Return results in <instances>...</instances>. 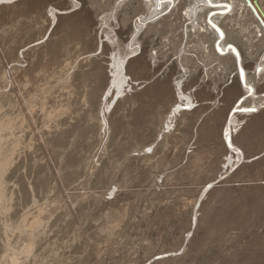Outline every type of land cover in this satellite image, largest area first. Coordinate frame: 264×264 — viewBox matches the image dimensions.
Masks as SVG:
<instances>
[{
	"label": "bare ground",
	"instance_id": "1",
	"mask_svg": "<svg viewBox=\"0 0 264 264\" xmlns=\"http://www.w3.org/2000/svg\"><path fill=\"white\" fill-rule=\"evenodd\" d=\"M12 1L0 2V9L3 5H11ZM117 1L108 0L107 7L113 5V11L108 8L102 11V16L96 14L94 17L86 11L89 15L85 19L90 23L92 30L88 31H91L92 36L87 39L85 33L86 41L82 43L70 42L73 37L81 34L83 25L77 14L72 11L67 14L77 6L74 0H42L40 6L39 2H30L34 6L38 4L40 14L35 22L26 18L28 23H25L24 28L27 32L28 27L32 28L35 23L37 25L34 26V35L25 31V39L21 38L22 35L20 37L25 43L21 42L19 48L28 45L24 48L26 51L13 50L9 43L3 46L6 40L15 41L17 36L9 33L12 29L9 31L5 28L2 32L0 29V46L5 47L1 51L5 62L0 61V264H66L68 251L72 252L71 245L76 246V241L80 242L81 250L87 252L86 259L90 253L95 263L104 257L101 256L104 251L106 255L113 250L122 256H129L133 252L140 254L137 245L142 241L136 243L135 237L144 235L148 239L146 236L159 233L170 237L178 231L188 230V219L194 217L195 207L204 194L206 211L202 210L197 218L195 236L191 238L194 240L188 243L190 249L187 251L190 253L185 250L187 246L181 248V253L184 257L185 253L190 254L186 255L187 258L195 253L199 255L203 252V255L207 250L211 253L209 248L214 250L211 246L216 238L219 243H214L215 248L221 254L220 249L225 245L227 236L234 233L233 227L242 228L241 225L246 222L249 208L252 210L249 203L255 199L264 200V179L256 175L257 167L264 164V158L261 160L260 156V162H254L258 154L253 153L260 145L257 141H251L254 144L249 142L250 136L256 134L250 135L251 132L260 133L264 128V109H261V105H264V86L263 83L258 85L257 80V77H264V28L246 2L218 0L230 3L233 8L229 16L212 17L213 22L224 32V39L221 40L207 23L210 13H207L209 9L206 0H175L174 5L163 6L159 0H123L115 6ZM27 2L21 0L18 4H12L9 10L16 13L18 5L23 3L27 6ZM249 2L264 24V0ZM90 4L87 1V5ZM179 7L181 15L175 13ZM171 8L168 17L155 21L157 24L152 23ZM64 11H67V16L61 15ZM227 18L230 23L238 19L240 27L250 34L248 44L240 43L235 36L231 38L242 47H248L242 52L231 44L239 52V62L228 50L230 43H226L230 30L224 29L221 21ZM111 21L116 23V27L114 23V28L109 27ZM165 21L168 23L165 26L166 32L158 33L164 28L158 27L151 36V28ZM152 24L155 25L150 27ZM102 25L108 30L102 28ZM88 26L84 32H87ZM181 28L182 33H177ZM191 30L196 38L206 43H201L196 51L186 52L185 44L181 49V41ZM63 31L67 32L59 37ZM204 31L205 34L201 35ZM257 33H261L260 38H255ZM29 36L36 37L33 45L26 43L32 40ZM191 52L200 64L195 58L187 56ZM24 55L29 57L28 61ZM174 56L176 58L172 60ZM241 66L245 69L244 82L239 79ZM209 68L213 69L208 71ZM230 79L231 83L224 86ZM245 83L253 89L252 94L244 87ZM219 94L221 98L217 100ZM107 97L112 100L107 101ZM241 99L243 104L238 105ZM237 107L255 108L256 111L255 114L245 113L236 111ZM226 134L231 137L232 147L228 145ZM147 147H152L151 153L146 151ZM260 174L264 176V172ZM222 176L225 178L221 181L219 178ZM77 179H81L78 181L83 186L98 185L103 187L101 191L105 188L108 192L104 194L102 191L99 192L102 195L96 196L91 193L87 197L83 194L87 199H81L83 196L80 193L79 199H74L76 194L73 189ZM217 180L219 186L214 188ZM74 181L76 185L73 187ZM208 184L212 187L205 191ZM113 189L119 193L116 209L109 208L110 201H106L107 197L112 196L113 193L111 196L108 194ZM246 190L250 193L252 190L250 197L248 193L247 197L239 196L246 194ZM75 203H78V209H73ZM253 204L257 207L254 205L252 212L263 217L264 204L261 202L257 205L256 201ZM83 208L87 210L82 211ZM81 211L83 213L79 214ZM53 216L59 217L57 222L61 225L55 223V227L51 228L49 222ZM258 221L262 223L260 219ZM248 227L250 230L251 226ZM66 233H71L69 235L75 241L74 244L68 243V247L72 248L67 250L65 246L60 251V234ZM129 233L135 236L132 240L137 245L130 240ZM251 235L244 247L248 245L246 249L251 250L255 246L257 251L249 250V253L243 247L245 251L237 250L233 247L235 242L228 239L233 245L228 247L234 249L226 248L228 252L222 256L221 263L245 264V260L252 258L254 261L251 259L250 263L248 259V263L263 264L264 232ZM55 240L60 243L56 245H59L58 248L52 250ZM180 240L185 245V241L182 238ZM223 240L225 242H220ZM175 241L170 243L175 245L178 242ZM66 242L64 244L67 245ZM64 244L62 241L61 246ZM161 245L156 246L161 249ZM197 245L199 248H196ZM156 246L152 248L157 249ZM150 248L143 246L147 252ZM76 252L83 254L80 250ZM155 252L156 255L162 254ZM109 254L111 256L113 253ZM145 257L147 259L148 256ZM184 257H178L173 262L185 264L189 259L187 261ZM90 259L88 264H93ZM144 259H141L143 263L140 264H144ZM216 260L215 263L219 257ZM121 261L124 263L123 259Z\"/></svg>",
	"mask_w": 264,
	"mask_h": 264
},
{
	"label": "rangeland",
	"instance_id": "2",
	"mask_svg": "<svg viewBox=\"0 0 264 264\" xmlns=\"http://www.w3.org/2000/svg\"><path fill=\"white\" fill-rule=\"evenodd\" d=\"M20 1H21V0H13L12 3H11V5H12V4H13V5H14V4H18V3H20ZM22 1H23V0H22ZM27 1H28L27 3H28L29 5H32L33 7H35V6H37L38 4H39V6H40L42 0H40V1H38V0H30V1L27 0ZM31 1L34 2V3L32 2L33 4H35L36 2H37V3L39 2V3L36 4V5L34 6L32 3H30ZM35 1H36V2H35ZM47 1H50V0H45V2H47ZM87 1H90V2H91L90 6L87 5ZM119 1H123V0H118L114 5L116 6L118 3H120ZM74 2L77 4V6L74 7L73 9L71 8V9L69 10V12H67V11H66V12H67V14H70V13H72V12L75 13V14H77V18L79 17V20L82 19V20L80 21V23H82L83 25H82V24H80V25H82V26L85 25V26H84V27L81 26V29H82L83 31L81 30V34H78L79 38H78V36H75V38L73 37V38L70 40V42H72V43H74V42L77 43V42L79 41L78 43H80V42L82 43V42L86 41V37H87V39H88L90 36H92V33H91V31H90V30H92V29H91V26H90V23L87 21V19H85V18H88L89 13H91L90 15H93L94 17H95L96 14H98V15L102 14V15H103V12H102V11L105 12L108 8H109L111 11H113V5L110 4V5H112V7H110V6L107 7V4H108L107 2H108V0H85L86 3L84 2V0H78V1L74 0ZM102 2H104V3H102ZM49 3L52 4V3H54V1H53V2H49ZM75 3H74V4H75ZM84 3H85V4H84ZM101 3H102V4H101ZM21 4L23 5V3H21ZM28 4H27V6H26V5H23V6L21 5L22 7H21L20 5H18V7L16 8V13H15V11L9 10V7L11 6L10 4H9V5L6 4L7 6H6V5H5V6L3 5V7L1 6V7H2L1 9H4V10L0 11V16H1V17H0V29H1V32H2L3 29L5 30V28H6V30L8 29L9 31H10V29H12V31L9 32V33H10L11 35H15V36H17V38L15 39L16 42H15L14 40H11V42L8 41V40H6V41H8V42H6L5 40H3V42L5 41L4 43L1 42L2 39H1V37H0V42L3 44V46L5 45V43H7V44L9 43L10 46L12 45L11 48H12L13 50L17 49V51H19V50H21V49L23 50L24 48H27V47H28V45H27V46H25V47H23V48H19V47L21 46V45L19 46V44H21V42L25 43V42H24V41H25V40H24L25 38L23 37V34H24L25 31L27 32V30H25V28H24V27L26 26L25 23L27 22L26 18L28 17V20H29V19H32V20H34V22H35V21H37L38 16H39V14H40V13H39V9H38L39 6H37V8L35 7V8L33 9V7L29 6ZM13 5L10 7V9L13 7ZM86 5H87V6H86ZM91 6H92V7L95 6V7L92 8ZM5 7H6V8H5ZM19 7H20V8H19ZM28 7H29V8H28ZM80 7H82V8H80ZM24 8H25V9H24ZM26 8H27V9H26ZM79 8H80L81 10H80ZM83 8H86V10L83 9ZM87 8H90V10H91L93 13H92L90 10H87ZM94 8H96V9L94 10ZM1 9H0V10H1ZM5 9L9 10V12H8V11L6 12ZM31 9H32L33 11H34V10H35V11L33 12ZM36 9H38V10L36 11ZM74 9H75V10H74ZM19 10H20V11H19ZM93 10H94L95 12H94ZM99 10H100V11H99ZM171 10H172V8H171L170 10L166 11L167 13H166V12L162 13L163 15L161 14V15H160L161 17H160V16L157 17V18H156L157 20L154 19V21H153L152 23H155V21L161 20V18L163 19L164 17H168V15H170V11H171ZM23 11H24V12H23ZM70 11H72V12H70ZM86 11H89V13L87 14ZM97 11H98V12H97ZM1 12H2L3 14H1ZM26 12H27V13H26ZM30 12L32 13V16H31V13H30ZM37 12H38V13H37ZM66 12H65V11L62 12L61 15L64 14L63 16H67ZM80 12H82V13H80ZM84 12H85V13H84ZM6 13H7V14H6ZM24 13H25V14H24ZM36 13H37V14H36ZM79 13H80L81 18H80V16H79ZM175 13L181 15L180 7L176 10ZM207 13L209 14V13H210V10H209ZM14 14H15V15H14ZM17 14H18V15H17ZM22 14H23L24 16H23ZM28 14H29V15H28ZM81 14H82V15H81ZM85 14H86V15H85ZM182 14H184V12H182ZM13 15H14V16H13ZM25 15H26V16H25ZM35 15H36V16H35ZM102 15H100V16H102ZM229 15H230V14H228L227 16H229ZM178 16H179V15H177V17H178ZM6 17H7V18H6ZM83 17H84V18H83ZM21 18H22V19H21ZM35 18H37V19H35ZM99 18H100V17H99ZM99 18H98V19H99ZM7 19H8V20H7ZM5 20H6V21H5ZM19 20H20V21L23 20V21L20 22ZM83 20H84V21H83ZM235 20H236V21H234L233 23H232V22L230 23V20H228V18H227V19H223V20L221 21V22H222V25H223V28H224V29H228V30H230V32H229V34H228V37H229V38H227L226 43L234 44L235 46H237V48L241 49V51L243 52V51H246V48H248V47H245V48L242 47V46L239 44V42H240V43H244V44H246L247 41H249L248 43H250V40H248L249 37H250V34L248 33V31L243 30V29H242V26L240 27V24H239L238 19H235ZM29 21H30V20H29ZM82 21H83V22H82ZM8 22H9V23H8ZM13 22H14V23H13ZM15 22H16V23H15ZM84 22H86V23H84ZM18 23H19V24H18ZM27 23H28V22H27ZM27 23H26V24H27ZM113 23H114V24H113ZM11 24H12V25H11ZM20 24H21V25H20ZM112 24H113L114 26L116 25L115 22L111 21V24H110L109 27L112 28V26H113ZM150 24H151V23H150ZM155 24H157V23H155ZM155 24H152L150 27H152V26L155 25ZM185 24H187V23H185ZM231 24L233 25V27H231ZM14 25H16V26H14ZM23 25H24V26H23ZM33 25L35 26L36 23L33 24ZM88 25H89V26H88ZM167 25H168V23H167L166 21H165V23H163V24H161V25H158V26L155 25L153 28H151V36H152L154 30H155L156 28H158V27H159V28H160V27H161V28L164 27V28H162L163 31H158V33H163V34H164V33L166 32V30H167V29L165 28V26H167ZM13 26H14V27H13ZM34 26H32V28H31V27H28V28H27V29L29 30V31L27 32V33H29V35H30L31 33H32L31 35H34V34H33V32L35 33V29H34V28L37 27V25H36L35 27H34ZM86 26H88V27H87V32H84V30L86 29ZM114 26H113V28H114ZM156 26H157V27H156ZM236 26H237V27H236ZM12 27H13V28H12ZM73 27H74V26H73ZM96 27H97V26H96ZM104 27H105V26L102 25V28H104ZM115 27H116V26H115ZM29 28H30V29H29ZM83 28H84V29H83ZM145 28H146V26H145ZM145 28H143V29H145ZM230 28H231V29H230ZM22 29H24V30H22ZM31 29H32V30H31ZM88 29H90V30L88 31ZM105 29L108 30L107 27H105ZM20 30H21V32H20ZM179 30H180V31H179ZM179 30L177 31V33H182L183 29L181 28V29H179ZM164 31H165V32H164ZM12 32H13V33H12ZM26 32H25V35L27 34ZM66 32H67V31H65V33H66ZM82 32H83L84 34H83ZM4 33H5V32H4ZM65 33H64V31H63V32L60 33L58 36L60 37V36H62V34L64 35ZM85 33L87 34L86 37H85ZM88 33H89V34H88ZM90 33H91V35H90ZM100 33H101V32H100ZM100 33H99V36L101 35ZM16 34H18V35H16ZM193 34H194V33H193V30H191L190 32H188L187 37L185 36V37L182 38L183 40H182L181 42H183V43L179 42V43H181V49H183L182 47H183V45L185 44V45H184V49L186 50V52H187L188 50H190V51H196V50H198V47H200V46L202 45L201 43H206V41H201V40L199 39V37L196 38ZM203 34H205V31H204L201 35H203ZM259 34H261V33H257V34L255 35V38H260L261 35H259ZM21 35H22V37H21ZM25 35H24V36H25ZM80 35H81L82 37H80ZM83 35H84V36H83ZM257 35H258V36H257ZM18 36H19V37H18ZM103 36H104V35H103ZM232 36H235V37L239 40V42H237V41H235V40H232V39H231ZM238 36H239V37H238ZM20 37H21V38H24V39H21ZM29 37H30V39H32V40H30V41L26 40V41H28V42H26V43H30L31 45H33L34 40H36V37H35V38H33L34 36H33V37L29 36ZM83 37H84V38H83ZM162 37H163V36H162ZM244 37H245V38H244ZM99 38H100V37H99ZM242 38H243V39H242ZM4 39H5V38H4ZM76 39H79V40H76ZM159 39H160V38H159ZM19 40H20V43H19ZM23 40H24V41H23ZM72 40H73V41H72ZM103 40H104V38H103ZM241 40H242V42H241ZM163 41H165V40H163ZM245 41H246V42H245ZM254 41H255V39H254ZM14 42H15V43H14ZM1 43H0V44H1ZM207 43H208V42H207ZM248 43H247V44H248ZM14 44H15V45H14ZM31 45H30V46H31ZM1 46H2V45H1ZM1 46H0V61H1V62H5V61H4L5 59L3 60V57L5 58V56H4V54L1 52V51L3 50V48H5V47H1ZM13 46H14V48H13ZM1 48H2V49H1ZM24 50L26 51V49H24ZM249 50H251V49H249ZM1 53H2V54H1ZM187 54H188V53H187ZM193 55H194L193 52H191V53H189L187 56H190V57H192V58H195V60H198V59L195 57V55H194V56H193ZM217 57H218V56H217ZM21 58H22V57H21ZM25 58H26V61H28L29 57H28V56L25 57V55H24V59H25ZM173 58H174V59H173ZM173 58H172V60H175L176 56H174ZM2 60H3V61H2ZM198 61H199V60H198ZM196 62H197V61H196ZM197 63L200 64V61L197 62ZM216 63H217V61H216ZM231 63H232V62H231ZM231 63H229V64L231 65ZM232 66H233V65H232ZM212 69H213V68H212ZM212 69L209 68L208 71H210V70H212ZM14 73H15V71H14ZM102 73L104 74V72H102ZM252 73H253V72H252ZM11 74H13V70L11 71ZM206 80H207V78H206ZM206 80H205V81H206ZM257 80H258V85H262V83H263V86H264V77H262V79H258V77H257ZM259 80H260V81H259ZM208 81H209V80H208ZM208 81H206V82H208ZM230 83H231V79L228 81V83H225L224 86L229 85ZM107 85H108V83H107ZM107 85H106V86H107ZM224 86H221V87L224 88ZM263 90H264V89H263ZM219 95H220V94H219ZM246 96H248V95H246ZM246 96H245V97H246ZM262 96H263V95H262ZM250 97L253 98L252 96H249V98H250ZM220 98H221V95H220V97L217 96V100H219ZM254 98H256V97L254 96ZM107 99H109V100H107ZM107 99H106L107 101L112 100L111 97H109V98L107 97ZM263 106H264V105H261V109H262V108L264 109ZM253 113L255 114V112H253ZM252 133H256V134H252ZM260 133H261V135H260ZM260 133H259V132H258V133H257V132H251V133H250V135H251V134L253 135V138H252V135H251L250 138H249V142H250V143H252V142L256 143V141H257V143L259 142L258 145L261 146V147L258 146L257 149H255V152H256V151H257V152H256V153H255V152L253 153V154H258V155H256V157H257L256 159H257V160H255V159L253 158V159H254V162H258V161L260 162V160H259V157H260V156L262 157V158L260 157L261 160L264 158V154H263V153H264V150H263V149H264V141H263V140H264V128H263V130H262ZM262 135H263V136H262ZM255 137H256V138H255ZM257 137H258V138L261 137V138L258 139ZM262 137H263V139H262ZM251 138H252V139H251ZM250 139H251V140H250ZM260 140H261V141H260ZM251 141H252V142H251ZM262 141H263V142H262ZM254 143H252V144H254ZM262 143H263V144H262ZM261 144H262V145H261ZM256 146H257V145H256ZM261 148H262V149H261ZM258 149H259V150H258ZM262 151H263V152H262ZM260 152H261V153H260ZM259 154H260V155H259ZM261 164H262V163H260L258 166H260ZM210 165L212 166V163H211ZM213 165H214V164H213ZM262 165H263V167H262ZM262 165H261V167H257L258 170L256 171V175H258L259 178L264 179V176H261L262 174H260V173L264 172V170H262V169H264V164H262ZM211 166H210V167H211ZM234 169H235V168H234ZM234 169H233V170H234ZM259 169H260V170H259ZM258 171H261V172H258ZM257 172H258V173H257ZM209 175H211V173H210ZM263 175H264V174H263ZM260 176H261V177H260ZM262 177H263V178H262ZM221 178H222V179H221ZM221 178H219V179L222 181V180L225 178V176H222ZM25 179H27V177H25ZM91 179H93V178H91ZM219 179H218V180H219ZM78 180H81V179H77V180H76L78 187H77L75 181H74L73 184H72L73 187H74V185H76L75 188H74L75 190L73 189V191H75V192H74V195L76 194L77 196L75 195V196H74V199H75L76 197L78 198V196L80 197V195H78V194H80V193L82 194L81 196L84 197V198L82 197L81 199H85L87 196H91L92 194H94V195H92V196H96V195H102L101 193L99 194V192H102V191H103L102 193H104V194H105V192H106V193L108 192V191H107V190H108L107 188H106L107 190H105V188H104V189L101 191V188H103V187H101V186L98 187V185H91V187H90V185H89V186H83V185L81 184V181H78ZM218 180L215 181L214 184H216V185H215L214 188H216V186H217V188H218L219 183L221 182L220 180H219L220 182H219ZM25 181H26V180H25ZM78 182H79V183H78ZM218 182H219V183H218ZM79 184H80V185H79ZM262 184L264 185V181L262 182ZM247 185L250 186L249 184H247ZM72 186H71V187H72ZM94 186H96L95 189L93 188ZM73 187H72V188H73ZM80 187H83V188H80ZM84 187H85V188L88 187V189L91 188V189H90L91 191L85 189ZM89 187H90V188H89ZM250 187H251V186H250ZM76 188H77V189H76ZM79 188L81 189L82 192H84L83 190H85V193H82V192L80 191ZM97 188H99L100 191H99ZM78 189H79V190H78ZM92 189H93V190H92ZM209 189H210V188H209ZM209 189H207V190H209ZM251 189H252V188H251ZM97 190H98V191H97ZM204 190H205V189H204ZM86 191H87V192H86ZM92 191H93L94 193H93ZM111 191H112V190H111ZM114 191H115V190H113L112 192H110V193L108 194L109 196H111L110 194H112V193H113L114 195L112 194V196H111L110 198L107 197V198L111 199L113 202H112L111 200H109V199L107 200V198H106V201H110V202H108V203H109V204H108L109 208H110V207H113L114 209H116L115 207H118V206H116V205L118 204V203H117V201H118L117 198H118L119 193H115ZM205 191H206V190H205ZM77 192H78V193H77ZM97 192H98V194H97ZM117 192H118V191H117ZM91 193H92V194H91ZM245 193H246V194L243 193V194H240L239 196H241V195H242V196H244V195L246 196V195L249 194L248 196L250 197V194L253 193V192H252V190H251V193H250V191H247V190H246ZM247 193H248V194H247ZM83 194L86 195V197H85ZM87 194H89V195H87ZM90 194H91V195H90ZM95 194H96V195H95ZM115 194H116V195H115ZM205 195H206V194L202 195L200 202L197 203V206L195 207V210H194V211H195V212H194L195 215H193L194 217H191L190 219H188V221H189L188 223H189V224L187 223V225H188V226L190 225V227H187V229H188V228H189V229H188V230H185L184 232H183V231H182V232H179V231L176 232V235H177V236H176V235H173V236L175 237V239L173 238V240H172V237H173L172 235H170V237H169V236H165L164 233H161L163 236L160 235V233L157 234V235H155V236H154V235H153V236H146V237H148V239L145 238L144 235L141 236V237H140V236H137V237L139 238V239H138V238L135 237V236H130V233H129V236H130V240H131V241H134V240H132V239H135V238H136V239H135L136 243H139L140 241H142V243H141V242L139 243L140 245H139V244L137 245V244L135 243V241L133 242V244L135 243V245H137V248H138V246H139V250L141 249L140 251H141L142 253L137 249V251H138L140 254H138V253H136V252H135V253L133 252L134 254L132 253V254L129 255V256L132 255V256H131L132 258H128L129 256H126V255H124V254H123V256H122V254H121L120 252L116 251V250H115V251L113 250L114 252H113V251H112V252H111V251L107 252V253H108L107 255H106V253H104V252H106V251H104V252H103L104 254L102 253V255H101V256L104 255V257H101V259H104V260H101V259H100L99 263H95V261H93V256H91L89 252H88V253H89L88 255H90V256L87 255V259H86V257H85L86 254H85V253H87V252L84 251L83 249L81 250L82 247H79V246L81 245L79 241H78V242H77V241L74 242L75 239H73V238L70 237V235H69V234H71V233H69L68 235H67V233H66V235H65V234H64V235H63V234H60V235H62V236L60 237V235H59L60 238L58 237L59 240H61V244H62V241H63V244L67 241V242H66L67 245L64 244V246H63V245L61 246V244H60V247L58 248L59 245H58V246H56V245L59 244L60 241L57 243V241L55 240L56 243H55L54 245L52 244L53 246H51V249L53 250V249H55V247H56V248H58V250H60V248H61V250H63V249H62L63 247H65V246L68 247V243H69V245L75 243L76 246L71 245V246H73V248H72L71 246H69L70 248H72V249H71L72 252L68 251V255H69V259H68V261L71 259L72 261L70 260L69 262L72 263V264H74L73 262H75V263H76V261L78 262L79 259L82 260V261H79V262L76 263V264H88V263H89V258H92V259H90V262H91V263L94 262L95 264H105V263H106V264H108V263H109V264H111V263L113 264V263H116V262H117L116 264H124V263H126L127 261H128V262H127L128 264H131V263L139 262L138 260H140V262L138 263V264H140V263H143V260H142V262H141V259H144V255L148 256L147 259H146V257H145L144 260H146V261H144V264H155L156 262H159V261H160V262H159V263H156V264H162V263L166 264V262L168 263L169 259L171 260V262L169 261L168 264H171V263H172V264H175V263L173 262L174 260H177V259H179L180 257H181V258L184 257V254L181 253V252H182L181 248L183 249V248H185V246H187V247H186L187 249H185V250H186V251L189 250V249H190V245H189L188 243H190V242H192V241L194 240V239H191V238H194V236H195L194 233H195V231H196V229H197L196 227H197V225H198V223H196V221L198 222V219H197V218L200 217V215H201L200 213H202V212H201L202 210H203V212L206 211V210H205L206 208L204 207V203H203V199H204V196H205ZM207 195H209V193H207ZM114 196H116V198H115ZM97 197H98V196H97ZM113 197H114V198H113ZM246 197H247V196H246ZM78 199H79V198H78ZM78 199H77V200H78ZM86 199H87V198H86ZM113 199H115V200H113ZM116 199H117V200H116ZM127 199H130V198H127ZM253 199H254V198H252V200H253ZM257 200H258V199H255L257 205H258V203L260 204L261 202L264 204V202H263L264 200L262 201V199H260V200H258L259 202H257ZM255 201H251V202L249 203V204H251L250 207H252V210H251V208H249V212H250V213L248 214V212H247V219L245 220L246 222H244V223L241 225L242 228L239 227V229H240V230H239L237 226H236V227H233V230H232V231H234V233H233V232H232V233L235 234V235L231 234V236H229V237L227 236V240H225L226 242H225L224 240H223V241H220V242H222V243L225 242V243H224L225 245L223 244L224 246L222 245L223 247H221V249H220L221 252H222L221 254H220V251H217L218 249L215 248V244H214V243H216V244L219 243V241H218V243H217V240H216V238H215L216 242H215V240H214L213 246H211L212 248H214V250L216 249L215 253H214V250L211 249V248H209L211 253H208L209 250H207V252L205 251L208 255H207L205 252H204L203 255H202L203 252L200 253L202 257L200 256V254L198 255V254L195 253L196 255L193 254V256H191L192 258H191V257H188V258H187V256H189L190 254L188 255L187 253H185V257H184L185 260L189 259V261L187 260L189 263L187 262V263H185V264H197V263H198V264H200V263L203 264L204 261H205L204 264H212V263H214V264H217V263L222 264V263H221V260L223 259L224 255L226 256V254H227L226 252H228L226 248H228V250H230V249H234V248H231L233 245H234L233 247H235V249H237V250H240V249H242V247H243V248H244L246 251H248L249 253H250L251 250H253L252 252L257 251V249H255V248H257V247H255V246H253V248H252V247H249V248H252L251 250H250V249H248V250L246 249V248H248V245H247L246 247H244V246H245V241L247 240V238H248V239L250 238L249 235H250L251 233H252L251 236H253L254 233L260 234V233H263V232H264V220H263V219H264V218H263L264 216L262 217V216H259L258 213L256 214V213L252 212V211L254 210V207L256 206L255 204L252 205V202L255 203ZM114 202H115L116 204H115ZM201 202H202V203H201ZM110 203H111V204H110ZM113 203H114L115 205H114ZM199 203H200V204H199ZM77 204H78V203H77ZM77 204H76V203L73 204V207H74L73 209H78V207H76V206H79V205H77ZM112 204H113V206H112ZM201 204H202V206H201ZM199 205H200V206H199ZM254 205H255V206H254ZM106 206H107V205H106ZM108 206H107V207H108ZM199 207H200V208H199ZM256 207H257V206H256ZM197 208H198V209H197ZM201 208H202V209H201ZM84 209H85V210H84ZM86 210H87L86 208H83V209H82V211H86ZM199 210H200V211H199ZM204 210H205V211H204ZM250 210H251V211H250ZM82 211H81L79 214L83 213ZM197 211H198V212H197ZM93 212H95V211H93ZM196 213H197V214H196ZM251 213H253V214H251ZM198 214H199V215H198ZM250 214H251V216H250ZM255 214H256V215H255ZM252 215H253V216H252ZM57 216H58V214H57ZM57 216H55V217H57ZM254 216H255V217L258 216V217H260V218L256 217V219H255ZM55 217L53 216V219H54V220L51 219V221H50V222H54V221H55L53 224L49 222V224H50L49 226H50L51 228H53V226H54L55 223H56V224L58 223L57 220H58L59 217H57V219H56ZM248 217H249V218H248ZM261 217H262V218H261ZM191 219H192V220H191ZM194 219H195V220H194ZM248 219H249V220H248ZM250 219H251V220H250ZM258 219H260V222L262 221L263 224H262V223H259ZM58 221H59V220H58ZM193 221H194V222H193ZM252 221H254V222H252ZM191 222H192V223H191ZM251 222H252V223H251ZM246 223H247V224H246ZM248 223H249V224H248ZM58 224H59V223H58ZM58 224H57V225H58ZM196 224H197V225H196ZM252 224H253L254 227L252 226ZM59 225H61V223H60ZM59 225H58V226H59ZM195 225H196V226H195ZM244 225H245V226H244ZM246 225H247V226H246ZM248 225L251 226V227H250V228H251L250 230H249ZM257 225H258V226H257ZM154 226H155V225H154ZM156 226H157V225H156ZM173 226H175V224H174ZM191 226H192L193 228H192ZM261 226H262V227H261ZM54 227H55V226H54ZM63 227H64V226L62 225V228H63ZM255 227H256V229H255ZM51 228H50V229H51ZM64 228H65V227H64ZM194 228H196V229H194ZM235 228H236V229H235ZM244 228L246 229V231H245ZM253 228H254V229H253ZM152 229H154V228H152ZM191 229H194V230H191ZM237 229H238V230H237ZM242 229H243L244 231H241ZM252 229L254 230V232H253ZM262 229H263V230H262ZM235 230H237V231H235ZM258 230H260V231H258ZM64 231H65V229H64L62 232H64ZM186 231H187V233H186ZM192 231H194V232H192ZM261 231H262V232H261ZM190 232H191V233H190ZM235 232H236V233H235ZM249 232H250V233H249ZM258 232H259V233H258ZM184 233H185V234H184ZM237 233H238V234H237ZM239 233H240V234H239ZM246 233H247V234H246ZM179 234H180V235H179ZM181 234H182L183 236H182ZM186 234H187V235H186ZM192 234H193V235H192ZM241 234L246 235V236H242ZM248 234H249V235H248ZM72 235H73V234H72ZM72 235H71V236H72ZM238 235H239V236H238ZM240 235H241V236H240ZM65 236H68V238L65 237ZM157 236H158V237H157ZM191 236H192V237H191ZM232 236H233V237H232ZM254 236H255V235H254ZM133 237H135V238H133ZM142 237H143V238H142ZM152 237H153V238H152ZM154 237H155V238H154ZM156 237L159 238L160 241H159ZM163 237H164V239H163ZM166 237H168V238L165 239ZM184 237H185V240H184ZM230 237H231V238H230ZM234 237H235V238H234ZM241 237H242L243 239H242ZM58 238H57V239H58ZM70 238H71V239H70ZM144 238L147 239L148 241L150 240V241H149L150 243H149L147 240H145ZM149 238H150V239H149ZM169 238H170V240H169ZM180 238H182L183 241H185V245H184V242H182V240H180ZM232 238H233L234 241L232 240ZM236 238H237V239H236ZM54 239H56V237H55ZM62 239H63V240H62ZM64 239H67V240H64ZM68 239H69V241L71 240L72 243H71V241L68 242ZM72 239H73V240H72ZM137 239H138V240H137ZM153 239H155L156 241L158 240V241H157L158 244L156 243V241H155V242H154V241L152 242ZM161 239H162V240H161ZM189 239H190V240H189ZM228 239L231 240L233 243L235 242L236 245H235V243L232 245V242H230ZM238 239H239V241H237ZM244 239H245V240H244ZM163 240H164V241H163ZM175 240H177L179 243H180V241H181L182 243L179 244V243L177 242L175 245H172V243H175V242H176ZM241 240H242V242H241ZM137 241H139V242H137ZM143 241H144V242L147 241V242H145V244H144ZM167 241H169V242H167ZM172 241H173V242H172ZM236 241H237V242H236ZM73 242H74V243H73ZM151 242H152V243H151ZM166 242H167V244H169L170 242H172V243H170V244H169L170 246H169V245L166 244ZM227 242H228V243H227ZM240 242H241V243H240ZM77 243H79V245H77ZM153 243L156 244V245H159V247H160V245H161V243H162V245H161V249H164L163 246H166V248H167V249L169 248V249L167 250V249L165 248L164 250H161V249L159 248V249H160V250H159V249H158V246L154 245ZM186 243H187L188 245H186ZM222 243H221V244H222ZM226 243H227V245H226ZM238 243H239L241 246H238V247H237V245H239ZM242 243H243V244H242ZM141 244H142L143 246L145 245V247H146V246H149V248L151 247V248H150V250H152L151 252H153V251H154V252L157 251V253H158V252H162V254H161V253H158V255H156V254H155L156 252H155V253L153 252V254H152V253L150 252L149 249H148L149 251L147 252V250H144L145 248L143 249V246H142ZM148 244H151V245L153 244V246H150V245H148ZM177 244H178V246L180 247V248H179L180 250L178 249ZM180 245H181L182 247H181ZM228 245H231V247H230V246L228 247ZM249 245H250V244H249ZM154 246H156V248H157L159 251H158L157 249H153ZM167 246H169V247H167ZM225 246H226V247H225ZM250 246H251V245H250ZM67 247H66V249L69 250V247H68V248H67ZM78 247H79L80 249H79ZM114 247H115V246H114ZM140 247H142V248H140ZM152 247H153V248H152ZM175 247H177V248H175ZM240 247H241V248H240ZM115 248H116V247H115ZM170 248H171V249H170ZM174 248H175V249H174ZM196 248H199V245H197ZM224 248H225V249H224ZM238 248H239V249H238ZM66 249L64 248L65 251H66ZM73 249H77V250H73ZM78 249H79L80 251H82L83 254H81V253L79 252ZM223 249H224V250H223ZM244 249H242V250H244ZM52 250H51V251H52ZM61 250H60V251H61ZM165 250H166V251H165ZM171 250H172V252H171ZM174 250H175L176 252H174ZM178 250H179V251H178ZM185 250H183V251H185ZM222 250H223V251H222ZM225 250H226V251H225ZM245 250H244V251H245ZM249 250H250V251H249ZM76 251H78L79 253H77ZM83 251H84V252H83ZM143 251H144V253H143ZM145 251H146V252H145ZM163 251H164V252H163ZM186 251H185V252H186ZM212 251H213V253H212ZM69 252L71 253V255H70ZM73 252H74V253H73ZM116 252H117L118 254H119V253H120V254L118 255ZM165 252H167V253H165ZM187 252L190 253V251H187ZM218 252H219V253H218ZM224 252H225V254H224ZM109 253H113V254H111L112 257L109 256V255H110ZM114 253H115V256H117V255H118V256L115 257V256H114ZM149 253H151L152 255L149 254ZM180 253H181V256H178V255H180ZM197 253H199V252H197ZM261 253H262V252H261ZM263 253H264V250H263ZM74 254H75V255H74ZM77 254H78V256H77ZM84 254H85V255H84ZM116 254H117V255H116ZM135 254H136V255H135ZM141 254H142L143 256H142ZM159 254H160V255H159ZM176 254H177V255H176ZM205 254H206V255H205ZM215 254H216V255H215ZM120 255H121V256H120ZM134 255H135V256H134ZM137 255H138V256H137ZM167 255H168V256H167ZM175 255L178 256L179 258L176 257ZM182 255H183V256H182ZM186 255H187V256H186ZM194 255H195V257H194ZM204 255H205V256H204ZM210 255H211V256H210ZM212 255H214L215 258H213ZM72 256H74V257L77 258V259H75V258L73 257V258L75 259V260H74V259L72 258ZM76 256H77V257H76ZM82 256H84V257L82 258ZM105 256H106V257L108 256V257L106 258ZM139 256L142 257V258L138 259ZM151 256H152V257H151ZM163 256H164V257H163ZM169 256H171V257H169ZM172 256L175 257L173 260H172V258H173ZM206 256H208V257H206ZM209 256H210V257H209ZM222 256H223V257H222ZM133 257H135V258H133ZM136 257H137V258H136ZM150 257H151V258H150ZM167 257H169V258H167ZM200 257H201V258H200ZM205 257H206V258H205ZM216 257H217V258H216ZM218 257H219V260H218ZM78 258H79V259H78ZM108 258H109V260H108ZM115 258H116V259L118 258L119 260H118V259L116 260ZM125 258H126V260H124ZM127 258H128L129 260L131 259L130 261H132V262L129 263L130 261L127 260ZM149 258H150V259H149ZM153 258H154L155 260H154ZM161 258L164 259L166 262H165V261H162ZM165 258H166L167 260H166ZM193 258H194L195 260H193ZM202 258H203V259H202ZM220 258H221V259H220ZM263 258H264V256H263ZM85 259H86V260H85ZM113 259H114V260H113ZM122 259H123L124 263L121 261ZM133 259H134L135 261H134ZM137 259H138V260H137ZM148 259H149V260H148ZM159 259H160V260H159ZM190 259H191V260H190ZM201 259H202V260H201ZM209 259L212 260V261L210 262ZM214 259H215V260H216V259L218 260V261L216 260L217 263H215V260H214ZM248 259H249V260H248ZM248 259H247V260L250 261V263H251V261L253 260L252 258H248ZM251 259H252V260H251ZM73 260H74V261H73ZM106 260H108V261H106ZM112 260H113L114 262H113ZM136 260H137V261H136ZM147 260H148V261H147ZM153 260L155 261L154 263H153ZM156 260H157V261H156ZM158 260H159V261H158ZM199 260H200V261H199ZM203 260H204V261H203ZM247 260H245V261L248 263ZM68 261H67V263H68ZM84 261H85V262H84ZM87 261H88V262H87ZM92 261H93V262H92ZM125 261H126V262H125ZM161 261H162V262H161ZM190 261H193V262H195V263L190 262ZM197 261H198V262H197ZM253 261H254V260H253ZM262 261H264V260H262ZM80 262H81V263H80ZM102 262H103V263H102ZM110 262H111V263H110ZM120 262H121V263H120ZM145 262H146V263H145ZM207 262H208V263H207ZM209 262H210V263H209ZM246 262H244V263L246 264ZM67 263H66V264H67ZM70 263H69V264H70ZM94 263H93V264H94ZM127 263H126V264H127ZM250 263H248V264H250ZM263 264H264V262H263Z\"/></svg>",
	"mask_w": 264,
	"mask_h": 264
},
{
	"label": "snow or ice",
	"instance_id": "3",
	"mask_svg": "<svg viewBox=\"0 0 264 264\" xmlns=\"http://www.w3.org/2000/svg\"><path fill=\"white\" fill-rule=\"evenodd\" d=\"M0 2H10V0H0ZM207 2V7L210 10V14L208 16L207 23L210 25L212 29L215 30V32L219 35L220 39H224V32L221 30V28L213 22L212 17L213 16H227L230 14L233 10L232 5L228 2H218V0H206ZM159 3L163 6L164 4H175V0H159ZM219 51H223L222 49L218 48ZM228 50L229 52L233 53L236 56L237 62H239V52L235 47H233L231 44L228 45ZM239 79L244 82L245 81V69L243 66L239 68ZM244 87L247 88L248 93L252 94L253 89L247 85V83L244 84ZM238 105L243 104V100H239ZM185 110H187V106L185 107ZM236 111H241L245 113L249 112H255V108H250V107H237ZM228 135V134H226ZM228 145L229 147H232V140L230 135H228ZM152 147H147L146 151L151 153L152 152ZM235 151V149H234ZM212 185L208 184L206 189L211 188ZM114 190V189H113Z\"/></svg>",
	"mask_w": 264,
	"mask_h": 264
},
{
	"label": "water",
	"instance_id": "4",
	"mask_svg": "<svg viewBox=\"0 0 264 264\" xmlns=\"http://www.w3.org/2000/svg\"><path fill=\"white\" fill-rule=\"evenodd\" d=\"M244 1L246 2L247 6L251 9V11L253 12V14L256 16V18L259 20V22L261 23L262 27L264 28V24H263V22H262V21L260 20V18L257 16V14H256L254 8L251 6L249 0H244Z\"/></svg>",
	"mask_w": 264,
	"mask_h": 264
}]
</instances>
